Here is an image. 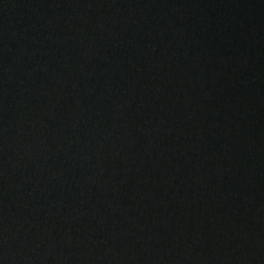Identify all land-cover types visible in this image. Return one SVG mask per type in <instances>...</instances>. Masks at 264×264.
Here are the masks:
<instances>
[{
	"label": "water",
	"instance_id": "water-1",
	"mask_svg": "<svg viewBox=\"0 0 264 264\" xmlns=\"http://www.w3.org/2000/svg\"><path fill=\"white\" fill-rule=\"evenodd\" d=\"M0 264H264V0H0Z\"/></svg>",
	"mask_w": 264,
	"mask_h": 264
}]
</instances>
